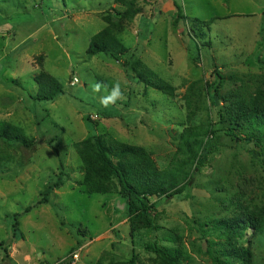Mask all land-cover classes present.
I'll return each mask as SVG.
<instances>
[{"label": "rangeland", "instance_id": "1", "mask_svg": "<svg viewBox=\"0 0 264 264\" xmlns=\"http://www.w3.org/2000/svg\"><path fill=\"white\" fill-rule=\"evenodd\" d=\"M128 1L0 0V124L35 143L29 152L0 139V264H169L149 243L177 264H264V141L224 132L238 104L264 101V0H137L139 14L125 16ZM106 18L126 50L120 62L87 55ZM133 59L172 95L137 81ZM43 74L64 92L50 102L27 96ZM117 84L123 96L105 106ZM209 130L218 145L200 164L190 150ZM95 136L142 148L181 191L149 198L151 228L132 231L116 192L80 185L75 144ZM61 174L49 203L35 205Z\"/></svg>", "mask_w": 264, "mask_h": 264}, {"label": "trees", "instance_id": "2", "mask_svg": "<svg viewBox=\"0 0 264 264\" xmlns=\"http://www.w3.org/2000/svg\"><path fill=\"white\" fill-rule=\"evenodd\" d=\"M136 2L137 0H129L126 3V6L128 5L127 11L122 15L139 14L140 10L135 5ZM176 8V24L181 21L185 22L187 18L183 15L182 10L179 7ZM104 22L107 24L106 28L92 37L87 55L92 57L99 53H108L114 60L120 62L126 50L110 31L113 27L112 21L106 18ZM126 66L136 74L137 81L143 83L146 87L172 95L173 88L158 79L152 81V78L155 77L154 73L145 68L140 60H130L126 62ZM212 79V85H219L221 78L215 70L212 72ZM35 82L38 85V93L36 97L27 94L30 99L50 102L57 95L64 93L61 84L51 76L44 74L37 76ZM210 89L214 92V87H210ZM228 115L230 126L224 131L227 136L239 142H253L256 147H261L264 141V101L262 97L256 98L250 104H238ZM223 119V114L219 112V123ZM242 132L245 138L239 136ZM216 133V130H209L207 141L205 143L195 142L196 151L190 150V152H194L200 164H203L217 147L218 136ZM0 139L6 143L15 142L20 149L25 151L32 152L35 149L33 141L3 123L0 124ZM75 150L83 169V178L80 185L85 188L89 195L116 192L124 199L132 231L136 230L140 224L145 228L152 227L150 215L154 203L150 202L149 198L164 197L168 199L181 193L179 190L169 191L171 187L168 177L155 168L154 162L142 148L115 141L109 143L104 138L95 136L76 143ZM65 178V174H61V177L43 195V200L35 205H40L42 202L48 204L52 191L60 188ZM33 207H28L25 212H30ZM18 226L17 215H14L12 224L14 237L19 230ZM147 249L169 264H177L176 257L171 255L165 248L149 243Z\"/></svg>", "mask_w": 264, "mask_h": 264}, {"label": "clouds", "instance_id": "3", "mask_svg": "<svg viewBox=\"0 0 264 264\" xmlns=\"http://www.w3.org/2000/svg\"><path fill=\"white\" fill-rule=\"evenodd\" d=\"M95 88L98 90L100 88V85L97 84ZM123 96V93L120 91V86L114 85L111 92L108 94L107 97L102 98L105 106H107L108 102H115L117 99H120Z\"/></svg>", "mask_w": 264, "mask_h": 264}, {"label": "built area", "instance_id": "4", "mask_svg": "<svg viewBox=\"0 0 264 264\" xmlns=\"http://www.w3.org/2000/svg\"><path fill=\"white\" fill-rule=\"evenodd\" d=\"M72 85H73V83H72ZM71 259L74 260V261H76L78 259V255L77 254L72 255Z\"/></svg>", "mask_w": 264, "mask_h": 264}]
</instances>
